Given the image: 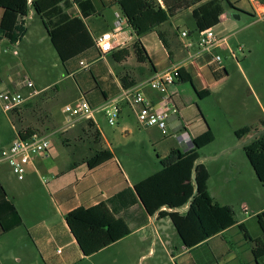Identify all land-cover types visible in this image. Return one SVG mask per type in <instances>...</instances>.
<instances>
[{
    "label": "crops",
    "instance_id": "obj_1",
    "mask_svg": "<svg viewBox=\"0 0 264 264\" xmlns=\"http://www.w3.org/2000/svg\"><path fill=\"white\" fill-rule=\"evenodd\" d=\"M113 1L115 0H90L92 11L90 15L85 17L82 16L81 10L77 4H73V6L64 11L70 16L80 18L85 24L90 38H93L102 32L113 30L114 21L105 15L108 9L114 7H117L121 12L116 2L112 3ZM158 1L161 3V0ZM204 1L207 0H195V3L188 8L178 9L166 22L148 31L154 32L157 36V39L153 41L151 45H147L142 38L148 32L137 37L134 31L125 23L126 26H124L123 30L119 33L120 38L125 40L124 44L117 46L113 43L114 47L112 50L105 54H100L95 47L90 46L63 63L56 53L65 70V75L62 78L71 81V83H68L65 88L62 89L63 91L61 93L71 94L73 97L71 102L80 98L86 99L94 109V112L99 110L104 113L103 107L111 100H115L119 103L118 118L122 117L123 114L128 117L130 115L135 117L128 101L121 97L123 88L128 86H140L147 100L151 103L161 104L164 102L163 94L158 97V91L156 92V90L147 86L146 81L157 72H163L170 68L178 67L182 68L184 73L190 77V89L194 90V94L199 99L211 96V88L219 86L226 78L225 74L227 73L209 68V65L212 63V57L209 52L200 51L198 48V31L192 33L183 28L179 29L180 25L177 24L178 21L175 20L184 12L192 14V9ZM229 2H231L234 7L253 14V16L255 11H264V0H229ZM229 9L235 11L224 5V11L220 15V22L213 27L217 34L227 36V38H229L230 34H225L226 30H229V28H232L234 25V22L229 20ZM1 14L2 8H0V18ZM34 16L35 13L29 10L27 16L24 18L26 32L22 38H25L32 28V30L35 29L37 31L38 38L43 33L42 35H46L51 44L41 20L39 23L42 28L37 26V24L30 26L27 23V20H33ZM171 20L174 22H171ZM166 23H169L170 30L168 28L163 30L162 27ZM182 31L187 32L186 36L181 35ZM22 38L14 44H20ZM136 39H139L147 52L148 59L144 62H138L132 50V44ZM221 47L223 46L217 47L215 52L217 53ZM119 49H126L128 55L120 59L122 57V51H119ZM113 53L117 55L119 61L114 60L111 56ZM224 68L225 70H223L226 72V67ZM33 85L36 94L31 97V99L37 97V95H40L39 97L45 95L47 98L53 99L60 94L59 90H56V85H54L56 92L55 94L52 93L53 96L48 92L51 86H45L39 89L34 83ZM170 91L172 92L171 100L178 107L179 111L168 120V133L160 135L161 131L159 129L155 127L148 128L153 131L154 136L152 137V141L158 142L156 145H160L164 142L166 144L160 153L157 152L159 165H154L155 167L147 175L137 177L138 172L134 169H127L113 153L111 159L92 169L85 163L88 156L86 157L83 155L82 158H79L76 162L69 163L61 171L53 173L51 175L52 181H45L42 177L47 185V193L63 219L62 227L58 225L53 226L52 224L50 225L44 222L40 223L39 228L42 231V235L50 236L52 241L57 243L65 242L62 246L69 244L77 245L66 225L64 215L75 207L93 206L100 201L110 198L126 187L132 188L134 183L159 170L161 167L160 159L165 157L171 148L177 147L181 150L188 149L185 148L186 144L184 142H179L177 140L176 134L179 132L187 131L189 137L193 139L210 129L214 135V139L207 145L218 142L219 137L216 133V129L212 126L210 127L204 114L196 103H194L195 111L189 112L188 105L192 103V91L190 92L183 82L178 81L170 87ZM197 93H199V95H197ZM255 96L262 110L261 117L258 116L255 120L257 123L254 121L244 123L240 126L230 127V131L235 137L234 140L222 144L220 143L219 147L211 150V152L207 153L208 155L204 156L200 155V151L207 145L202 147L199 150L200 157L197 161L203 163L204 159L208 160V163L205 165L209 175L207 181L208 192L216 202L222 205H230L233 208L235 224L226 228L220 234L211 236L193 247H186L181 243L179 238L181 247H175V255L166 248V254L170 256L171 262H175V264H177L175 261L176 258H181V264H264V234L261 232L256 219V215L264 210V187L256 177L243 151V146H240V144L253 133L243 139H238L234 134L236 129L244 125H256L257 130L263 127L261 121L264 122V107L257 95ZM30 106H32L31 102ZM22 107L15 114L26 113V110L22 109ZM94 112L91 119L93 123L92 127H89L87 124V120L90 119H80L73 124H69L64 116L65 124L57 123L54 118H52V120H54V123L56 122L55 127H50L45 121H43L42 124L45 126L44 130L47 132V136L50 137L54 133L59 132L63 139L66 140L65 142L73 140L77 141L78 144L85 143L84 134L87 133L88 130L92 132L94 129H97L101 136L99 141L95 142L94 136L91 137L92 143L96 147L95 149H109L111 146L102 133L94 117ZM21 125L22 123H20V126ZM22 128H29L32 130L37 128L36 130H43L41 126L36 124L32 125V127L26 125L25 127L21 126L19 129H15V135L19 130H22ZM124 129L126 131L128 130L127 128ZM77 130H79L81 134L76 133ZM71 134L74 136L69 137ZM15 135L10 139L9 143ZM235 149L242 152H240V154H233L232 151ZM80 151H82V148H80ZM40 164L41 160L37 156L34 158L33 164L31 165L35 170L36 166L38 167ZM4 165L7 168L0 164V182L22 217L19 206L15 201V195H11L10 193L12 192L11 190H13V183L18 179L14 174L15 177L13 176L14 178L12 179L5 178L3 174L5 172L8 173L10 169L7 164L4 163ZM10 173L12 172L10 171ZM29 174H31L30 168L27 169L25 177H28ZM138 203L139 204H135L127 210L128 214L126 216V221L128 227L131 226V229L140 230L149 223L154 225L156 221L163 219L157 218L156 214L149 216L145 213L147 216L144 223H138L140 222L141 208H143L140 201ZM34 208L37 213L40 206L34 204ZM186 208L187 206L181 208L180 212H184ZM22 219L23 225L26 226L23 217ZM23 225L4 235H0V241L8 237L5 235L18 231ZM27 233L28 236H35L30 234L29 231H27ZM1 256L2 255H0V264H3L2 259L4 260L5 257L3 255L1 258ZM64 261L65 258L61 257L59 259V262Z\"/></svg>",
    "mask_w": 264,
    "mask_h": 264
},
{
    "label": "rangeland",
    "instance_id": "obj_2",
    "mask_svg": "<svg viewBox=\"0 0 264 264\" xmlns=\"http://www.w3.org/2000/svg\"><path fill=\"white\" fill-rule=\"evenodd\" d=\"M116 12L120 11L114 7L108 9L105 15L114 21ZM229 15V20L234 22V25L225 32L230 34L227 44L222 45L223 47L217 52L221 57V67L215 63L209 65L210 69L227 73L226 78L219 86L211 88V96L203 99H199L194 94L189 82H183L185 87L192 91V103L188 105L189 112L195 111L194 103H196L210 127L216 129L219 137L217 143L207 145L200 151L201 156L208 155L207 153L219 147L220 143L233 141L235 137L230 127L254 122L258 116L261 117L262 110L255 95L264 107V22L230 9ZM175 20L180 25L179 29L183 28L195 33V23L190 13L184 12ZM39 22L40 18L36 14L33 20H27L30 26L37 24L40 27ZM162 28L169 29V23L164 24ZM42 34L38 38L37 31L31 28L30 33L22 38L20 44L11 43L4 38L0 40V89L6 86L10 89H20L22 80L30 78L39 89L51 86L48 92L55 94L54 85H56V90L60 93L53 99L45 95L41 97L37 95L27 101L31 102L32 106L23 105L22 109L26 110V113L22 114L5 113L0 105V158L1 151L8 147L10 139L15 135V129L26 125L32 127L36 124L43 129L37 131L46 135L43 121L50 127H55L56 122L65 124L61 109L65 104L70 103L73 97L69 93L61 92L71 81L62 78L65 75L64 66L47 36ZM142 38L147 45H151L157 36L154 32H148ZM238 47H241L242 51ZM223 67H226V72ZM157 94L158 97L162 96L159 91ZM94 117L111 146L109 148L111 152L127 169L138 172L137 177L147 175L155 167L154 165H159L157 152L160 153L166 146L165 142L156 145L158 142L152 141L153 131L139 126L133 115L128 117L123 114L113 125L107 123L102 111H95ZM52 118L55 119V123ZM76 133L81 134L79 130ZM71 136L74 135H69ZM84 137L85 143L78 144L73 140L65 142L59 132L48 136L49 157L44 153L39 154L40 166H36L34 170L32 165H29L31 174L24 180L16 179L17 181L13 183V190L10 193L15 195V201L26 226L23 225L18 231L5 235L8 237L0 241V255L1 258L3 255L5 257L4 260L2 259L3 264H175L166 254V248L175 255V247L180 248L181 243L168 218L158 220L154 225L149 223L140 230H133L129 226L128 236L88 256L82 255L76 244L62 246L65 242L57 243L52 241L50 236L42 235L40 223L60 227L63 224L62 215L47 193L45 181H52L51 175L61 171L69 163L76 162L83 155L87 157L92 154L96 147L92 143L91 131L88 130ZM235 150L232 151L233 154L242 152ZM203 161L204 165L208 163L207 159ZM0 164L6 167L4 163ZM3 176L11 179L15 177L10 171L5 172ZM34 204L40 206L37 213ZM27 231L35 236H28ZM61 257L65 258L64 262H59ZM180 259L176 258L177 264H181Z\"/></svg>",
    "mask_w": 264,
    "mask_h": 264
},
{
    "label": "trees",
    "instance_id": "obj_3",
    "mask_svg": "<svg viewBox=\"0 0 264 264\" xmlns=\"http://www.w3.org/2000/svg\"><path fill=\"white\" fill-rule=\"evenodd\" d=\"M114 2L119 6L126 24L139 37L166 22L178 9L193 5L195 0H161V3L158 0H115L112 3ZM73 4L78 5L83 17L90 15L92 11L90 0H31L30 3L28 0H0L2 8L0 40L4 38L11 43L20 40L26 32L24 18L29 10H32L39 16L51 44L63 63L90 46L102 54L94 43V37L90 38L82 20L64 11ZM224 5L254 17L253 14L234 7L229 0H207L199 3L191 11L195 31L216 26L220 22ZM132 50L138 62L148 59L139 39L134 40ZM119 51H122L120 59L128 55L126 49ZM111 56L115 61H119L115 53ZM223 69L225 70L224 67ZM177 73L178 82L191 81L182 68H178ZM129 87L131 86L123 89ZM24 105L30 106V102ZM87 124L92 127V120H87ZM261 125L264 127L263 121ZM256 131V125H244L236 129L234 134L238 139H243ZM34 132L38 133L36 129L25 128L19 130L18 134L26 137ZM91 134L95 142L101 138L97 129ZM213 139L214 135L208 129L192 139L190 148L186 150L171 148L169 153L160 159V169L134 183L132 188L126 187L93 206H78L69 210L64 215V220L82 254L91 255L127 236L130 233L126 221L127 210L139 204V201L143 208L138 223H144L147 216L145 213L149 216L156 214L157 218L167 217L181 243L186 247L200 244L234 225L233 208L216 202L210 196L207 187L208 171L203 163L197 162L200 157L199 150ZM243 151L264 187V133L244 144ZM112 156L109 149L98 148L86 158L85 163L92 169L108 161ZM185 206L186 210L180 212ZM256 219L264 234V210L256 215ZM22 225L23 219L18 209L0 182V235Z\"/></svg>",
    "mask_w": 264,
    "mask_h": 264
},
{
    "label": "built area",
    "instance_id": "obj_4",
    "mask_svg": "<svg viewBox=\"0 0 264 264\" xmlns=\"http://www.w3.org/2000/svg\"><path fill=\"white\" fill-rule=\"evenodd\" d=\"M30 3L31 0H28ZM254 18L256 21L264 22V11H255ZM124 16L121 12L115 13L114 28L112 31L102 32L94 36V43L102 54L112 50L114 44L123 45L125 40L120 38L119 33L123 30ZM187 32L182 31L181 35L186 36ZM227 36L217 34L213 27L198 31L197 45L200 51L209 52L211 54L212 63L221 67V57L215 52V49L221 45L227 44ZM114 43V44H113ZM242 51L241 47H238ZM232 54H234L232 52ZM178 67H173L163 72L153 74L147 81L146 85L151 89L159 91L163 94L164 102L161 104L151 103L144 96L140 86L123 89L121 97L128 101L132 108L137 124L141 127H155L161 133H167L168 120L171 116H175L179 109L172 102V92L170 87L177 81ZM20 89H10L8 87L0 89V105L5 113L18 111L25 102L36 94L33 82L30 78L22 80ZM62 113L69 124H73L80 119H92L94 109L84 98L77 99L67 103L62 107ZM107 123L115 124L119 115L118 101L111 100L103 107ZM179 142H184L185 148L192 146V139L187 131L176 134ZM50 140L47 135L34 132L33 134L21 137L18 133L11 140L8 147L1 151L0 163H5L10 171L18 180H23L27 173L29 165L33 164L34 158L39 154H46L48 157V149Z\"/></svg>",
    "mask_w": 264,
    "mask_h": 264
},
{
    "label": "water",
    "instance_id": "obj_5",
    "mask_svg": "<svg viewBox=\"0 0 264 264\" xmlns=\"http://www.w3.org/2000/svg\"><path fill=\"white\" fill-rule=\"evenodd\" d=\"M264 133V127H262L261 129L257 130L256 132H254L251 136H249L244 142H242L240 144V146H243L244 144H246L247 142H249L250 140L256 138L258 135ZM141 203V202H140ZM142 205V204H141Z\"/></svg>",
    "mask_w": 264,
    "mask_h": 264
}]
</instances>
